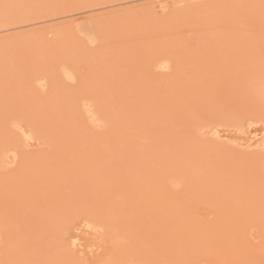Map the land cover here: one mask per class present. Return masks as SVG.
I'll return each mask as SVG.
<instances>
[{"label": "rangeland", "instance_id": "1", "mask_svg": "<svg viewBox=\"0 0 264 264\" xmlns=\"http://www.w3.org/2000/svg\"><path fill=\"white\" fill-rule=\"evenodd\" d=\"M0 264H264V0H0Z\"/></svg>", "mask_w": 264, "mask_h": 264}, {"label": "bare ground", "instance_id": "2", "mask_svg": "<svg viewBox=\"0 0 264 264\" xmlns=\"http://www.w3.org/2000/svg\"><path fill=\"white\" fill-rule=\"evenodd\" d=\"M256 140H257V138H256Z\"/></svg>", "mask_w": 264, "mask_h": 264}]
</instances>
